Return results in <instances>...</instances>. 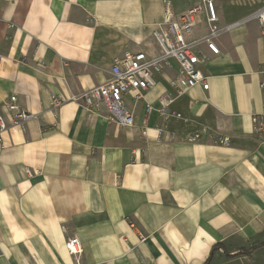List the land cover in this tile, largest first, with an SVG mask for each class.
Listing matches in <instances>:
<instances>
[{
    "label": "crops",
    "instance_id": "obj_1",
    "mask_svg": "<svg viewBox=\"0 0 264 264\" xmlns=\"http://www.w3.org/2000/svg\"><path fill=\"white\" fill-rule=\"evenodd\" d=\"M201 2L0 0V113L16 94L35 115L0 134V264H264V127L252 122L264 119V0H215L208 89L179 93L171 60L144 100L127 97L132 126L80 97L125 50L158 52L167 8ZM206 32L202 13L195 36Z\"/></svg>",
    "mask_w": 264,
    "mask_h": 264
},
{
    "label": "built area",
    "instance_id": "obj_2",
    "mask_svg": "<svg viewBox=\"0 0 264 264\" xmlns=\"http://www.w3.org/2000/svg\"><path fill=\"white\" fill-rule=\"evenodd\" d=\"M202 13L206 16L207 32L195 36V28L200 23ZM258 19L264 34V7L258 12ZM220 15L217 11L215 0H202L200 4L188 8L181 14H175L172 8H167L163 19L157 23L153 37L158 46L156 54L147 51L125 50L118 55L111 67L110 79L106 82L83 90L81 98L88 109L107 110V119L111 123L121 126L135 124V105L144 100L145 92L153 88L156 83V75L170 65L174 60L178 64L177 74L171 78L177 91L182 93L187 89L200 85L203 89L209 88L207 76L201 69L208 58V52L219 54L217 36L220 31ZM227 25L225 28H229ZM260 88L264 99V72L260 81ZM132 97L134 107L127 105L126 99ZM170 97L168 94L159 96L158 112L166 115L169 108ZM56 105L65 102L59 95L53 96ZM8 116L0 113V134L13 126L25 130L29 121L35 116L24 109L18 102L16 94L11 95L5 103ZM147 112L152 110L150 103L146 106ZM175 114V111L172 112ZM252 122L255 130L264 127V119L261 114H253ZM26 172L31 174V170ZM68 252L79 263L83 254V247L77 236L67 239Z\"/></svg>",
    "mask_w": 264,
    "mask_h": 264
},
{
    "label": "trees",
    "instance_id": "obj_3",
    "mask_svg": "<svg viewBox=\"0 0 264 264\" xmlns=\"http://www.w3.org/2000/svg\"><path fill=\"white\" fill-rule=\"evenodd\" d=\"M218 247V245L214 246L213 249H216ZM211 260H212V256L204 263V264H211Z\"/></svg>",
    "mask_w": 264,
    "mask_h": 264
},
{
    "label": "rangeland",
    "instance_id": "obj_4",
    "mask_svg": "<svg viewBox=\"0 0 264 264\" xmlns=\"http://www.w3.org/2000/svg\"><path fill=\"white\" fill-rule=\"evenodd\" d=\"M160 77H162V78H163V76H161V75H160Z\"/></svg>",
    "mask_w": 264,
    "mask_h": 264
}]
</instances>
